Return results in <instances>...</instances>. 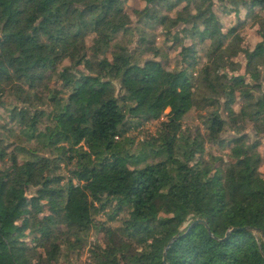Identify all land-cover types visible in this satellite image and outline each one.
I'll list each match as a JSON object with an SVG mask.
<instances>
[{"label": "trees", "instance_id": "trees-1", "mask_svg": "<svg viewBox=\"0 0 264 264\" xmlns=\"http://www.w3.org/2000/svg\"><path fill=\"white\" fill-rule=\"evenodd\" d=\"M129 1L0 0V264H73L112 222L87 264H264V0H219L263 12L244 51L214 0H138L132 14ZM159 29L182 46L173 68ZM240 56L245 74L225 77ZM193 111L203 130L185 127ZM156 121L144 142L127 137Z\"/></svg>", "mask_w": 264, "mask_h": 264}, {"label": "rangeland", "instance_id": "rangeland-1", "mask_svg": "<svg viewBox=\"0 0 264 264\" xmlns=\"http://www.w3.org/2000/svg\"><path fill=\"white\" fill-rule=\"evenodd\" d=\"M214 1H215V10L218 13L220 20L223 23V26L225 27V29L227 31L229 30L228 32L230 33L232 28L237 27L236 33L239 32L242 35L241 36L242 41L239 44V47L243 51L254 49L259 43L262 42V38L258 32L259 29L256 25H254V21H255L256 17L259 15L263 16V12H262L261 8L257 7L256 9L252 10L251 6H250V2H248L247 4L241 5L239 7L240 11L237 14H236L235 8H233L234 12H232V13H224L223 12L224 8L221 6V2H219V0H214ZM224 4L227 5L228 3H224ZM144 5H145V3L141 2V1L130 0L126 6L127 12L132 14L133 11H135V10H142L145 7ZM183 6H185V4H183ZM179 7H182V6L180 5ZM230 9H232V8L229 7L228 10H230ZM236 33H234V34H236ZM154 34L157 36V41H156L157 47L162 49V52L169 55V57H170L169 61H166V63L169 66H171L172 68L175 67V65L177 64L176 57L182 51V46L181 45L173 46L172 41H169V42L165 41V37L161 33L160 29ZM137 37H138V34H137ZM185 40H186L185 44L187 46H190L193 44V39L191 37H187V38H185ZM134 43L135 42H134V38H133L130 40V46L132 49L134 47H136V44H134ZM206 45H208V44L205 43V44H202L201 46H198L199 51H201V49L203 47H205ZM146 57L152 58L153 55L149 54ZM243 61H244V59L242 58V56L238 57L236 59V62L230 61L228 59L222 60V68L224 69L223 74L225 75V77H226V75H233V74L234 75H244L246 72V68L244 66ZM201 62H205V60L202 59ZM200 65H202V64H200ZM77 71L80 73L85 72V70L83 68H79ZM43 84H46L49 89L53 88L54 86L55 87L59 86V83H57V81H56V75L54 73H51V72L46 73ZM233 107L235 110L239 111V105L238 104H234ZM4 114H5V112L3 110H0V116L4 115ZM190 116H191V120L186 122L185 127L192 129L194 132H195L197 127H201V129L203 130V124L198 119L197 112L193 111ZM14 127H16V126H14ZM251 127L252 126L250 124L249 129H251ZM158 128H159V122L158 121H156V122H142L141 126L132 127L131 130L127 133V137L134 139L138 144V143L144 142L147 138H150L151 136L156 135ZM19 137H21V135ZM258 137L261 140V143L259 146V151H260L261 156L263 158V162L259 168V171L262 174V176L264 177V135L256 136L254 138V140H257ZM9 151H12V148ZM228 152H229L228 146H226L225 148L222 149L221 147H218V146L206 144L204 156H208L209 154L215 155V156H219V155H223V154L227 155ZM21 159L22 158H20V160ZM59 173H61V175L65 176V177H69L71 175V172L68 169L60 171ZM45 214H47V213H45ZM123 215H124V213H122L119 217H122ZM96 221L99 222L100 224H102L106 221V219L103 218V216H100V217H97ZM119 224L120 223H117V222L107 223L105 225V227H108L110 225L113 227H117V226H119ZM105 227L102 225L93 226L90 229V231L87 233L88 235L86 234V236H83L86 244L80 251L77 250L74 254H72L70 256V261L73 264H87L89 262V260H90V258H89L90 249H92L97 244H104L106 241V237H105L106 233L104 231ZM26 233H28V232H26ZM24 241L29 243L30 246L35 245V241H31L30 239H25ZM71 241L75 242V240H73V239Z\"/></svg>", "mask_w": 264, "mask_h": 264}, {"label": "water", "instance_id": "water-1", "mask_svg": "<svg viewBox=\"0 0 264 264\" xmlns=\"http://www.w3.org/2000/svg\"><path fill=\"white\" fill-rule=\"evenodd\" d=\"M196 224H202V225H205L207 227V224L205 221L203 220H197L191 227H193L194 225ZM208 228V227H207ZM244 231H248V232H255V233H259L260 231L258 230H254L253 228H244L242 229ZM262 233V232H261ZM164 262L166 263V258L164 257Z\"/></svg>", "mask_w": 264, "mask_h": 264}]
</instances>
